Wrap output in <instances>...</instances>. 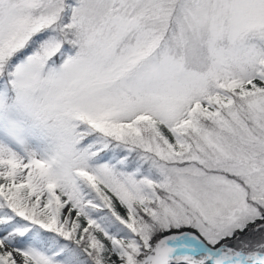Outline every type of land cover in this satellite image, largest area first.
<instances>
[{"label": "snow or ice", "instance_id": "snow-or-ice-1", "mask_svg": "<svg viewBox=\"0 0 264 264\" xmlns=\"http://www.w3.org/2000/svg\"><path fill=\"white\" fill-rule=\"evenodd\" d=\"M0 264H264V0H0Z\"/></svg>", "mask_w": 264, "mask_h": 264}]
</instances>
